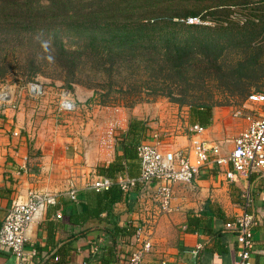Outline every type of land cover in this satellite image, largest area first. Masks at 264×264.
Instances as JSON below:
<instances>
[{
	"label": "rangeland",
	"instance_id": "obj_1",
	"mask_svg": "<svg viewBox=\"0 0 264 264\" xmlns=\"http://www.w3.org/2000/svg\"><path fill=\"white\" fill-rule=\"evenodd\" d=\"M6 85L29 140L40 129L52 145L82 140V155L97 137L111 151L132 119L184 135L195 107L234 133L264 92V0H0ZM64 91L81 100L74 112L51 103Z\"/></svg>",
	"mask_w": 264,
	"mask_h": 264
},
{
	"label": "crops",
	"instance_id": "obj_2",
	"mask_svg": "<svg viewBox=\"0 0 264 264\" xmlns=\"http://www.w3.org/2000/svg\"><path fill=\"white\" fill-rule=\"evenodd\" d=\"M250 107L247 119L240 121L234 133L228 128L221 131L215 124L208 126L205 137L218 142L223 155L230 153L235 136L248 126L249 116H254V106L250 104ZM26 116L24 109L6 108L0 112V229L13 201H26L30 193L45 194L47 198L26 230L27 240L21 254L16 255L0 244V264H100L92 253L110 241V234L104 228L109 221L123 225L138 218L137 197L144 192L123 193L122 199L113 205L112 215L103 211L99 219L91 218L84 223L77 217L89 204L80 195L97 175H102L99 167L108 165L122 153V142L116 140L113 144L111 140L110 151L111 148L105 149V137L101 140L97 137L82 155L79 153L82 140L52 145L50 140L44 141L47 134L42 129L37 131L35 139L29 140L23 134ZM16 131L18 135L13 134ZM166 142L167 148H184L189 144L186 134L171 133ZM230 169V164L216 166L211 162L192 184L176 185L177 210L159 219L153 250L145 256L143 264H232L237 259L238 244L234 232L226 229L225 223L245 210L257 220L253 264H264V175L236 174L228 180L226 171ZM248 190L252 201L245 207ZM71 191L76 192V200L71 198ZM69 217L68 222L63 221ZM222 224L224 227L220 229ZM82 228L88 231L79 234ZM118 243L123 250L121 255H126L127 242L121 239ZM58 248L70 253L55 261L52 255Z\"/></svg>",
	"mask_w": 264,
	"mask_h": 264
},
{
	"label": "built area",
	"instance_id": "obj_3",
	"mask_svg": "<svg viewBox=\"0 0 264 264\" xmlns=\"http://www.w3.org/2000/svg\"><path fill=\"white\" fill-rule=\"evenodd\" d=\"M188 22L198 23L199 18L189 17ZM27 90L28 96L35 100L44 95L43 87L38 83L30 84ZM54 100L55 109L64 113L73 112L80 101L75 94L66 91L56 94ZM17 101V95L13 94L11 86L6 85L0 90V112L6 108L15 109ZM247 102L254 106L255 114L253 117L249 116L248 126L235 136L229 154L223 155L218 142L205 137L207 125L192 123L186 133L189 144L184 148H167L166 138L171 133L150 129L137 146L141 164L139 177L132 178L122 174L114 180L108 176L97 175L88 185L96 190H106L117 183L123 193L128 195L140 184V190L144 192L137 197L138 218L128 222L135 226V231L127 242L128 252L126 255H119L118 260L112 264L144 263L145 256L153 250V235L159 219L177 210L174 203L176 185L192 184L200 171L211 162L216 166H232V169L226 171L228 180H232L236 174L248 176L255 172L264 175V92H252ZM13 134L19 133L16 131ZM70 195L76 200L75 191H71ZM46 198L30 193L26 201H13L0 229V244L16 255L21 254L27 240L26 230L37 208ZM245 198V207L250 206L251 191L245 193ZM256 224L254 214L246 210L225 223V227L234 232L238 244L237 259L232 264H253Z\"/></svg>",
	"mask_w": 264,
	"mask_h": 264
},
{
	"label": "trees",
	"instance_id": "obj_4",
	"mask_svg": "<svg viewBox=\"0 0 264 264\" xmlns=\"http://www.w3.org/2000/svg\"><path fill=\"white\" fill-rule=\"evenodd\" d=\"M191 117L193 123H199L201 125L209 126L212 123V114L210 108H199L195 107L192 109ZM149 127L144 124L141 120L132 119L129 123L128 130L120 140L123 148L122 153L117 155L115 160L110 162L106 166L99 167V173L113 178L116 180L120 175L127 174L129 177L137 178L140 175L141 164L138 157L137 146L140 141L146 137ZM141 189L140 184H137L133 189V194ZM131 192V193H132ZM123 191L120 189L117 183H114L111 187L106 190H96L95 188L89 187L85 189V192L80 195L82 201L89 204L85 210L78 215L77 220L81 223L86 222L91 218H100L103 211L107 212V215H112L113 205L122 199ZM221 214V213H220ZM61 219L63 215L60 216ZM222 218V222L224 218ZM69 219H63L68 222ZM222 224L220 229H223ZM226 228V227H225ZM227 229V228H226ZM106 233L110 234V241L99 246L98 252L92 253V256L100 260V264H112L118 260V256L123 253V250L119 247V240L128 242L131 235L135 231L133 224L120 225L118 222L109 221L108 226L104 228ZM88 229L79 230V234H84ZM64 248H58V250L52 255L55 261L63 260L66 255L70 253V250Z\"/></svg>",
	"mask_w": 264,
	"mask_h": 264
}]
</instances>
